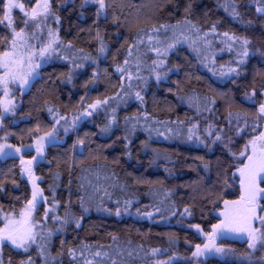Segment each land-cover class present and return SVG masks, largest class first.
Listing matches in <instances>:
<instances>
[{
	"label": "trees",
	"instance_id": "trees-1",
	"mask_svg": "<svg viewBox=\"0 0 264 264\" xmlns=\"http://www.w3.org/2000/svg\"><path fill=\"white\" fill-rule=\"evenodd\" d=\"M51 2L61 17L58 35L72 47L60 48L47 60L3 123L14 146L30 144L36 133L52 132L57 139L46 149V162L35 168L47 201L35 221L42 222L40 232L52 235L45 256L36 245L25 253L4 244L0 261L20 264L31 256L34 264H73L68 249L83 242L109 253L104 264H264V247L249 249L247 239L240 238L217 241L226 254L192 256L219 223L215 212L224 201L240 199L234 173L246 157L239 154L264 131V118L257 121L264 103V14L256 11L264 5L258 0H105L103 18L97 17L93 3ZM233 4L239 13L235 17ZM13 16L19 26L18 12ZM185 20L200 29V39ZM160 24L177 25L166 35L173 38L168 42L180 41L163 57L160 79L142 67V79H125L121 89L117 64H123L139 29ZM213 24L216 33L210 31ZM224 32L240 38L230 42L235 51L223 42ZM204 33H209L208 43ZM6 36L5 24L0 25V37ZM244 39L250 41L249 55L241 64L237 52ZM141 51L147 65L157 58L146 46ZM253 90L256 95L248 100ZM117 94L108 104L90 107ZM229 112L239 113L240 119L233 116L230 122ZM126 117L138 119L126 123ZM193 125L195 135L189 140ZM0 186V215L17 213L31 198L29 182L14 158L0 162ZM259 207L264 208V200ZM153 249L159 251L153 255Z\"/></svg>",
	"mask_w": 264,
	"mask_h": 264
},
{
	"label": "snow or ice",
	"instance_id": "snow-or-ice-1",
	"mask_svg": "<svg viewBox=\"0 0 264 264\" xmlns=\"http://www.w3.org/2000/svg\"><path fill=\"white\" fill-rule=\"evenodd\" d=\"M258 2L264 5V0H258ZM88 3L98 5L96 11L97 17L104 14L108 7L105 0H82V6ZM16 9H19L25 17L23 21L24 26L19 28V30H17L13 16V12ZM185 11L187 12L189 9H185ZM256 11L260 14H264V6L257 7ZM232 15L234 17L239 15V13L236 12L234 4L232 6ZM52 22H55L57 25L55 29L51 26ZM60 23L61 17L57 11L53 10L51 0H36L35 6L31 7L30 10L26 9L25 3H22L21 0H0V25L6 24L11 33L10 38L0 37V45H3V50H0V69L3 70L2 74H0V88H2L4 93V97L0 99V108L3 110L0 112V117H2L4 113H8L15 108L12 101L7 98L10 85H15L19 82L20 89L23 90L30 82V78L34 76L35 69L41 66L40 61L46 62L48 58H51L62 47H72L70 43L64 45L59 37L58 32ZM185 23L193 28L197 33V39H200V29L196 25H192L188 20H185ZM176 27L177 25L160 24L159 26L154 25L150 29L141 28L137 31L135 42L128 46L127 55L124 58L123 64H117L116 66V71L121 74V89L124 88L123 81L125 79L129 82L134 78L138 80L142 79L140 76L142 67H147L151 72L156 74L157 79H160L161 73L158 72L157 69L163 67L165 63L163 57L168 55V52L175 47L176 43H180L178 39L174 42H168L173 38L166 35L168 29H172L174 32ZM29 29L31 30L29 31ZM161 30H164V33H161ZM210 31L211 33H216L215 24L212 25ZM45 32L46 38L44 37ZM222 35L226 38L223 42L227 44L228 50L235 51L233 43L230 42L239 43L240 38L231 36L227 32L222 33ZM161 36H163V38H161ZM208 36L209 33H204L203 39L206 43H208ZM186 39L187 37H185V40ZM33 41L39 43H33ZM193 43H195V41H193ZM249 43L250 41L244 39L240 51L237 52V56L240 57L238 62L241 64L244 63V58L249 55V48L247 47ZM142 46H146L147 51L156 53L157 58L152 60L151 65H147L143 60L146 53L141 51ZM194 50L197 53L200 52L199 48ZM223 50L224 49H221V51ZM99 51L101 53L105 51L103 43H101ZM37 58H39V60H37ZM88 58L89 57H85V59ZM25 65H27V71L23 70ZM77 67H82V65H77ZM133 67L135 69L134 72L132 70ZM229 71L234 72L236 70L229 69ZM68 80L71 82V74L68 75ZM127 87L131 88L132 84L129 83ZM135 95L136 98L143 103V97L140 92H136ZM255 95L256 92L253 90L251 95H247V99L252 100ZM117 98H119V94H117V97H111L103 101L98 100L95 104L90 105V107L96 109L102 104H108L110 99ZM204 101L205 103L209 102L208 98H204ZM210 102L214 103V101ZM196 103L199 105V98H197ZM49 111L52 112V109H49ZM113 112H115V109H113ZM83 115H91V113L85 112ZM233 116H235L237 120L240 119L239 113L234 114L229 112L227 118L230 122ZM261 118H264V103L259 105L257 121ZM132 119H138V117H126V123L130 122ZM114 120L115 116H113V120L109 122V126ZM109 126H106L103 131H108ZM195 128L196 126L193 125L188 129L189 140L195 135ZM65 131H67V129H65ZM131 131H135V125H133ZM207 131L209 135L213 134L211 132V125ZM240 131H243V129L238 130V134ZM253 131H255V129H253ZM162 134L163 133H161V135ZM47 136L52 137L53 133L50 132ZM215 138L216 140L221 139L219 135H216ZM197 139H199V137H197ZM44 140L45 137H39L36 140L35 150L37 156L32 157L29 161H24L23 157H21V163L27 165L22 169V175H26L32 183V198L29 199L20 210L18 218L12 213L0 215V222L3 224V227H0V245L7 241L12 247L21 249L25 253L28 252L32 245H36L41 256H45L46 254L47 244L52 232L49 231L45 234L44 232L35 231L37 224L33 217V212L43 198V191L37 185V178L33 173L32 164L38 158L43 157ZM6 147L11 148L12 146L0 145V156L10 154L4 152ZM23 147H31V145L22 146V148ZM22 148H16V153H20ZM239 155L246 157V162H242V166L237 168L240 174V199L237 201H224L225 210L220 213L224 219L221 220L220 223L212 225V231L205 234L207 236V242L203 247L199 244L195 246V251L192 253L193 257H200L213 251L226 254L224 248L216 246L217 238L222 236L225 232L246 236L249 249L255 250L258 247H264V215L257 214V202L259 200H264V187H260V184L264 183V131L253 136ZM55 178L57 180L59 179V173L55 174ZM0 191H3L2 186H0ZM81 203L83 204V198H81ZM130 203V201L126 202V204ZM55 207L56 205H53V208ZM126 210L125 208V211ZM49 211L48 209L45 210V218L49 216ZM260 211H264V208H261ZM184 212L191 215L187 208H185ZM116 214L120 215V209H117ZM147 215L150 217L152 214L147 213ZM52 219L59 220L60 217L55 216L52 217ZM257 221H259V226H256ZM65 222H67V219H65ZM77 223L79 226V222ZM193 227L198 231H202L199 225H193ZM158 251V249H153V255ZM68 255L73 261V264H104V260L108 258L109 253L103 251L102 246L93 250L91 245L82 242L81 245L75 248H69ZM0 264H3V262L0 261ZM20 264H34V260L31 256H28L27 259L21 260ZM113 264H115V262H113ZM162 264H169V262H162Z\"/></svg>",
	"mask_w": 264,
	"mask_h": 264
},
{
	"label": "rangeland",
	"instance_id": "rangeland-1",
	"mask_svg": "<svg viewBox=\"0 0 264 264\" xmlns=\"http://www.w3.org/2000/svg\"><path fill=\"white\" fill-rule=\"evenodd\" d=\"M21 2H22V3H25V7H26V9H28V10H30L31 7H34L35 4H36V0H21ZM15 12H18V14H19V16H20V22H21V23H20L19 26H16V27H17V30H19V28H21V27L24 26L23 21H24L25 17H24V15H23V13H21V12L19 11V9L14 10L13 14H14ZM51 26H52L54 29L57 27V25L55 24V22H52V25H51ZM5 27H6V30H7V36H6V37L10 38V37H11L10 30L7 28L6 24H5ZM30 30H31V29H29V31H30ZM44 37L46 38V32L44 33ZM33 43H39V42L33 41ZM48 59H49V58H48ZM48 59H47V60H48ZM37 60H39V58H37ZM46 62H47V61H46ZM46 62H44V61H40L41 66L35 69V74H34V76L30 78V82L28 83V85H27L23 90L20 89L19 82H17L15 85H10V86H9V95H8L7 98L10 99V100L12 101V103L15 105V108H16V106H17V105H16V99H17V97H18L20 94L24 93V92L29 88V86L31 85V83H32V82H33V81L39 76V70H40V68H41ZM23 70H24V71H27V70H28V69H27V65H25V67H24ZM2 72H3V70L0 69V74H2ZM3 97H4V93H3L2 88H0V99H2ZM15 108H14L12 111L8 112V113H4L3 116L0 117V120H5L8 116H11V115L14 113ZM2 111H3L2 108H0V112H2ZM47 134H48V133H45V134H44V133H36L35 136H34V138H33L32 141H31V143L28 144V145H31V147H23V148H22V146H14V145L10 144V142H9V137H10V136H9V133H8V128L6 127L5 123H2V122H1V123H0V145H11L12 147H11V148H7V147H6V148L4 149V152H5V153H10V154L0 156V162L3 161V160L6 159V158H14V159L17 160L18 166L20 167V169H21V173H22V169H23L24 167H26L27 165L21 163V157H23L24 161H29V160L32 159V157L37 156V153H36V150H35V145H36V140H37L39 137H45V140H44V155H43V157L38 158V159H37L38 161H37V160H36V161H37L38 163H44V162H46V160H45V155H46V149H47V147H48L51 143L57 141V139H56V137H55L54 135H53L52 137H48ZM25 146H27V145H25ZM16 148H22L21 152H20V153H16V151H15ZM78 150H79V149H78ZM80 150H81V149H80ZM249 152H250V149H249ZM36 161H35V162H36ZM244 162H246V159H245ZM33 163H34V162H33ZM38 163H37V164H38ZM241 166H242V165H241ZM241 166H240V167H241ZM35 168H36V167H35ZM35 168L33 167L32 169H33V173H34L35 177L37 178V185H38L39 182L41 181V178H40L39 176L36 175ZM234 175H235L236 178H237V183L240 185V174H239V172L236 170L235 173H234ZM22 177H25V178L28 180L29 185H30V187H31V191H33L32 183H31V181L28 179V177H27L26 175H22ZM31 198H32V195H31ZM31 198H30V199H31ZM46 202H47V201H46V198H45L44 195H43V198L41 199L39 205L37 206V208H36V209L34 210V212H33V217H34V219H35V214H36V212H37L40 208H42V205L45 206V205H46ZM259 202H260V200L257 202V205H258V207H257V214H258V215H264V213H261V212H260ZM224 210H225V205H224V203H223L221 210L215 212V215L219 218V223H220L221 220L224 219V217H222V216L220 215V213H221L222 211H224ZM19 212H20V211H18L17 213H12V214H14V215L18 218V214H19ZM41 216H42V215H41ZM36 224H37V227H36L35 231L40 232V231L42 230V222H40V223L37 222ZM256 224H259V221H257ZM1 227H3V225H2ZM211 231H212V230H211ZM220 238H221V239H232V238L247 239L246 236H243V235H240V234H236V233H230V232H225L222 236H220ZM205 239H206V242H207V236L205 237ZM217 241H219V240H216V246H218ZM4 244H8V245L12 246L10 243H8L7 241H5L2 245H0V252H1V247H2ZM215 253H216V252L213 251V252H210V253H206V254L203 255V256H204L205 258H209V257L213 256Z\"/></svg>",
	"mask_w": 264,
	"mask_h": 264
},
{
	"label": "flooded vegetation",
	"instance_id": "flooded-vegetation-1",
	"mask_svg": "<svg viewBox=\"0 0 264 264\" xmlns=\"http://www.w3.org/2000/svg\"><path fill=\"white\" fill-rule=\"evenodd\" d=\"M1 122L3 123L4 120H0V123H1ZM37 161H38V160H37ZM37 161H36V162L34 161V163L32 164V168H33V167H34V168L36 167V165H37V163H38Z\"/></svg>",
	"mask_w": 264,
	"mask_h": 264
},
{
	"label": "water",
	"instance_id": "water-1",
	"mask_svg": "<svg viewBox=\"0 0 264 264\" xmlns=\"http://www.w3.org/2000/svg\"><path fill=\"white\" fill-rule=\"evenodd\" d=\"M102 17L104 18L105 16H104V14H102ZM80 149H81V146H79V151H80ZM221 238H220V236L217 238V240H220Z\"/></svg>",
	"mask_w": 264,
	"mask_h": 264
}]
</instances>
